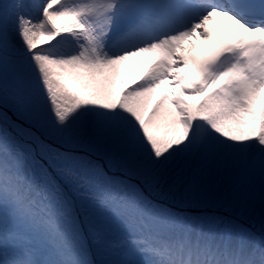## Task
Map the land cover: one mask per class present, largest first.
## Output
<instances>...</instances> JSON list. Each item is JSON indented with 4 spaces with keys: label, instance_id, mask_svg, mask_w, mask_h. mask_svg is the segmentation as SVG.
Returning a JSON list of instances; mask_svg holds the SVG:
<instances>
[{
    "label": "snow or ice",
    "instance_id": "1",
    "mask_svg": "<svg viewBox=\"0 0 264 264\" xmlns=\"http://www.w3.org/2000/svg\"><path fill=\"white\" fill-rule=\"evenodd\" d=\"M4 102L0 264H126L143 241L114 225L195 220L264 264L245 208L175 211L132 182L246 186L264 213V0H0Z\"/></svg>",
    "mask_w": 264,
    "mask_h": 264
},
{
    "label": "rangeland",
    "instance_id": "2",
    "mask_svg": "<svg viewBox=\"0 0 264 264\" xmlns=\"http://www.w3.org/2000/svg\"><path fill=\"white\" fill-rule=\"evenodd\" d=\"M8 2L13 3L15 2V0H8ZM43 39H46V37L42 38V40ZM5 103L6 102H4L3 104ZM3 104L0 103V110L8 111L9 108L5 107ZM8 113L9 115L13 116V114L10 113V111H8ZM13 119H16V118L13 116ZM17 122L19 123L18 120ZM26 143H31V142L26 141ZM33 147H35V145H33ZM37 159H41V162L44 163L45 166H47V161L43 160L41 157H39V155H37ZM49 171L52 172L53 175L55 176L53 169L49 168ZM116 175H121V174L116 173ZM122 178H126V177L122 176ZM190 178H191V174L189 173L186 175L183 181L179 183H174L172 181H169L168 183L162 186H157V189L153 191L156 194H161V193L166 194V199H168L169 201H171L173 204L177 206L174 209L175 211H183V209L180 208V206H182V204L187 202L190 198H200L202 200L206 199L210 203H216L220 205L221 213H223V210L225 207L231 206L233 209V212H232L233 217H240V209L243 207L246 209V211H245L244 216L240 218V222L243 223L245 227L250 228L253 232L257 234L264 232V213H262L261 211L260 204H259V198L258 196H256L254 200L250 201L246 186L241 188L240 190H234L233 187L230 186L226 182L216 184V185L197 184L193 186L190 184ZM132 182L138 184L134 179L132 180ZM160 199L161 200L163 199L162 195ZM168 206L171 207L172 205H168ZM248 208H251V210L250 211L247 210ZM196 214H197L196 212L192 213V215H196ZM195 221L202 222L204 225L206 224L209 225L210 223L207 220H195ZM190 222H194V221H190ZM114 227L116 226L114 225ZM118 229H121V231L126 232V227L119 226L118 228L116 227L115 233H119ZM219 230H220L218 233L219 238L222 239V235L225 234L226 232L223 230L222 225L219 226ZM135 231L136 229L133 227V229L130 232H135ZM147 231L152 232V233L155 232V231L148 230V229ZM167 233H171V232H167ZM162 234L164 233H159V235H162ZM133 249H134V246L131 244L129 247V250L133 251Z\"/></svg>",
    "mask_w": 264,
    "mask_h": 264
},
{
    "label": "bare ground",
    "instance_id": "3",
    "mask_svg": "<svg viewBox=\"0 0 264 264\" xmlns=\"http://www.w3.org/2000/svg\"><path fill=\"white\" fill-rule=\"evenodd\" d=\"M194 39V38H193ZM189 43V42H188ZM156 53L148 54L149 59L153 60L156 58ZM147 65H144L146 68ZM143 70V69H141ZM131 75V74H129ZM163 88L159 89L154 96L153 103L157 102L161 92H163ZM199 224L198 222L192 223L193 231L186 232L181 231L180 236L178 237H167V238H159L153 236H145L144 233H137L136 237H130L128 240H136L141 239L142 241L147 243V246H142L139 255L143 254L144 257H147V250H152L153 254H158L159 257L169 255L173 250H179L182 248L187 247L188 245H199L201 248L206 249L210 254L211 258L215 261L216 259L220 258L222 253H219V250L224 251L227 256H229L233 261H236V256L239 257L241 260L242 258V242L238 235L233 233L231 236L228 235V239L225 240L224 234L222 235V239L219 238V230L207 229V226L204 225L203 227L197 228ZM128 231L130 232L133 227H127ZM126 234L127 231H126ZM122 236L118 235V239H121ZM208 239V243L205 244V240ZM213 242V244H212ZM137 245H135L136 248ZM214 247L217 249L214 250ZM238 252V253H237ZM137 254H130V258L136 261L134 264H139L140 259L137 258ZM156 257V256H155ZM159 257H156L158 259ZM137 258V259H135Z\"/></svg>",
    "mask_w": 264,
    "mask_h": 264
},
{
    "label": "clouds",
    "instance_id": "4",
    "mask_svg": "<svg viewBox=\"0 0 264 264\" xmlns=\"http://www.w3.org/2000/svg\"><path fill=\"white\" fill-rule=\"evenodd\" d=\"M198 225L197 228H200ZM145 229L155 231L157 233L168 232L170 230H183L186 232L193 231L192 223H175L171 221H150ZM245 249L242 248L241 264H244V253ZM233 260L223 255L215 261L211 258V254L201 248L199 245H188L185 248L179 250H173L167 256H161L157 260V264H232Z\"/></svg>",
    "mask_w": 264,
    "mask_h": 264
}]
</instances>
